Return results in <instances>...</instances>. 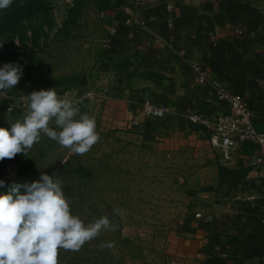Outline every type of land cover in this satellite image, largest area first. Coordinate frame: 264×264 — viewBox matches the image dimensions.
Segmentation results:
<instances>
[{
    "label": "rangeland",
    "instance_id": "374dc122",
    "mask_svg": "<svg viewBox=\"0 0 264 264\" xmlns=\"http://www.w3.org/2000/svg\"><path fill=\"white\" fill-rule=\"evenodd\" d=\"M106 1L13 0L0 10V66L24 68L14 88L0 91V108L7 107L0 127L23 119L28 94L55 88L94 118L99 133L82 155L41 133L27 157L0 161V193L46 172L86 224L108 217L110 227L78 250L60 249L58 264H174L171 245L196 209V176L219 152L196 132L134 134L116 121L106 78L100 83L94 73L109 34Z\"/></svg>",
    "mask_w": 264,
    "mask_h": 264
},
{
    "label": "crops",
    "instance_id": "0c3cea01",
    "mask_svg": "<svg viewBox=\"0 0 264 264\" xmlns=\"http://www.w3.org/2000/svg\"><path fill=\"white\" fill-rule=\"evenodd\" d=\"M104 5L109 34L94 73L100 83L106 78L108 104L124 129L175 135L188 130L208 139L188 113L215 119L224 108L215 87L199 80L198 64L245 99L264 132V0H155L138 8L132 0H107ZM146 101L170 111L164 117L146 115ZM215 150L216 160L195 179L196 209L171 245L174 264H264V175L253 164L256 152L242 147L225 161Z\"/></svg>",
    "mask_w": 264,
    "mask_h": 264
},
{
    "label": "clouds",
    "instance_id": "9594fccd",
    "mask_svg": "<svg viewBox=\"0 0 264 264\" xmlns=\"http://www.w3.org/2000/svg\"><path fill=\"white\" fill-rule=\"evenodd\" d=\"M12 3L0 0V10ZM23 74L19 62L4 63L0 66V91L14 88ZM27 99L23 119L11 123L10 129L0 127V161L18 153L27 157L41 133L77 155L97 142L94 118L81 113L78 103L67 95L61 97L55 88H49L35 90ZM50 121L55 128L49 126ZM4 185L5 180L0 179V187ZM109 227L106 216L86 224L73 214L60 180L42 172L39 179L14 183L9 191L0 193V264H58L60 249L78 250Z\"/></svg>",
    "mask_w": 264,
    "mask_h": 264
},
{
    "label": "built area",
    "instance_id": "2783aa9c",
    "mask_svg": "<svg viewBox=\"0 0 264 264\" xmlns=\"http://www.w3.org/2000/svg\"><path fill=\"white\" fill-rule=\"evenodd\" d=\"M132 1L138 8L145 7L155 0ZM194 69L199 80L209 81L215 87L216 97L222 103L224 111L215 119H211L203 112L190 111L187 115L189 122L206 130L211 146L221 151L225 161H230L242 147L252 146L256 152L253 164L264 175V132L256 126L253 113L245 99L231 91L219 77L200 65L195 64ZM142 110L146 115L164 117L170 111V107L156 106L151 101H146ZM197 216H200V213H197ZM260 220L264 225V215Z\"/></svg>",
    "mask_w": 264,
    "mask_h": 264
},
{
    "label": "trees",
    "instance_id": "16d2710c",
    "mask_svg": "<svg viewBox=\"0 0 264 264\" xmlns=\"http://www.w3.org/2000/svg\"><path fill=\"white\" fill-rule=\"evenodd\" d=\"M6 108H7L6 106L1 107V108H0V114H1V112H2L3 110H5Z\"/></svg>",
    "mask_w": 264,
    "mask_h": 264
}]
</instances>
